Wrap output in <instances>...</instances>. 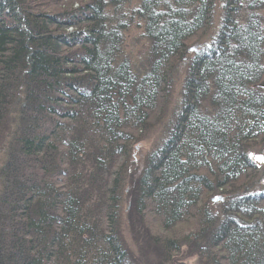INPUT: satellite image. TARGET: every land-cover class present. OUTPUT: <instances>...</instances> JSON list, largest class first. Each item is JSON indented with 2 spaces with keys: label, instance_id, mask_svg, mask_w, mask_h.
Segmentation results:
<instances>
[{
  "label": "trees",
  "instance_id": "trees-1",
  "mask_svg": "<svg viewBox=\"0 0 264 264\" xmlns=\"http://www.w3.org/2000/svg\"><path fill=\"white\" fill-rule=\"evenodd\" d=\"M217 1L219 34L192 55ZM263 6L0 0V147H11L0 264H135L120 235L125 189L181 64L180 108L144 159L137 214L166 255L188 248L201 264H264V189L249 154L264 143ZM135 24L148 44L139 65L125 53ZM215 194L224 200L214 210Z\"/></svg>",
  "mask_w": 264,
  "mask_h": 264
},
{
  "label": "rangeland",
  "instance_id": "rangeland-1",
  "mask_svg": "<svg viewBox=\"0 0 264 264\" xmlns=\"http://www.w3.org/2000/svg\"><path fill=\"white\" fill-rule=\"evenodd\" d=\"M264 4V0H263ZM246 13V12H245ZM222 7L220 1H217L213 19L211 25L205 32V37L198 43L191 46L189 49L190 54L197 53L204 45L208 44L211 40L215 39L220 31L222 23ZM259 15L264 20V6L259 10ZM143 30L139 29L135 24L127 33L125 41V53L130 55L131 61L136 65L142 63V60L146 56L147 42L142 38ZM187 66L179 65L175 71V77L173 80V86L171 90L170 99L167 108L164 110L163 115H160L159 120L151 127V129L145 134L144 141L138 146V160L136 159V172H131L129 182L125 189L124 202H123V214L120 222V235L124 246L129 253L131 259L135 264H201L200 259L188 248H182L177 255H166L161 248L153 240V235H156V229L153 225L145 224L141 220V215L137 214V211L133 202V195L136 192V186L138 177L144 166V159L149 153L160 143L164 130L172 122L174 113L180 108L182 101V90L187 77ZM264 84V79H263ZM11 129H15L16 124L19 122L20 111L16 110L12 114ZM15 125V127H14ZM8 139V137H7ZM5 143H3L4 145ZM8 147L6 145L0 147V198L3 185V176L1 177V169L7 163ZM11 149V147H10ZM9 149V150H10ZM10 153V152H9ZM249 154L254 159L258 167V174L255 179L256 189H264V143L254 144L249 148ZM216 199H222L215 202ZM224 197L220 194H215L211 198L213 206L215 208L219 202H223ZM215 210V209H214ZM154 231H151L153 229ZM181 236L185 234L188 229L180 228ZM158 230V229H157Z\"/></svg>",
  "mask_w": 264,
  "mask_h": 264
},
{
  "label": "water",
  "instance_id": "water-1",
  "mask_svg": "<svg viewBox=\"0 0 264 264\" xmlns=\"http://www.w3.org/2000/svg\"><path fill=\"white\" fill-rule=\"evenodd\" d=\"M222 199H216L215 202L221 201Z\"/></svg>",
  "mask_w": 264,
  "mask_h": 264
}]
</instances>
